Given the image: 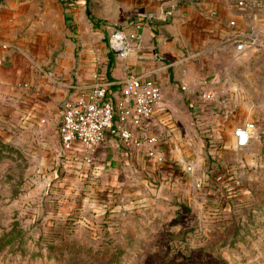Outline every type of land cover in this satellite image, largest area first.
<instances>
[{"label": "rangeland", "instance_id": "obj_1", "mask_svg": "<svg viewBox=\"0 0 264 264\" xmlns=\"http://www.w3.org/2000/svg\"><path fill=\"white\" fill-rule=\"evenodd\" d=\"M241 1L251 33L252 22L264 24V0ZM67 2L78 42L71 6L80 3ZM95 7L81 3L83 12ZM92 19L84 29L103 46L98 66H114L107 39L128 26ZM240 55L244 70L259 73L243 79L244 99L255 100L264 92V46L248 41ZM242 118L256 125L246 146L207 141L192 122L163 162L119 143L128 158L116 174L111 151L100 159L62 153L49 137L1 122L0 264H264V111Z\"/></svg>", "mask_w": 264, "mask_h": 264}, {"label": "crops", "instance_id": "obj_2", "mask_svg": "<svg viewBox=\"0 0 264 264\" xmlns=\"http://www.w3.org/2000/svg\"><path fill=\"white\" fill-rule=\"evenodd\" d=\"M92 1L96 4L92 20L101 17L107 23L124 25L137 18L142 24L138 50L125 57L114 54V66H98L96 49L103 46L98 47L84 29L89 14L81 11L83 0H76L79 7L71 6L81 37L78 42L70 35L67 0H0V123L4 126L33 129L61 146L62 101L90 88L98 71L103 76L110 74L109 95L114 101L122 97L129 74L146 72L159 79L164 108L150 121L147 133H159L158 148L164 155L192 122L207 131V141L228 145L235 142L234 128L244 122L243 110L264 111V92L258 90L255 100L246 93L244 99L243 79L257 78L259 73L244 70L240 53L246 47L236 46L240 38L254 48L264 46V24L252 22L256 26L249 33L240 3ZM134 22L128 26L131 34L136 32ZM117 138L110 136L98 144L94 156L100 159L111 151L114 174L121 160L128 158L127 151L117 148L119 143L134 149L139 158L148 156L146 147L127 146ZM68 153L85 156L81 146Z\"/></svg>", "mask_w": 264, "mask_h": 264}, {"label": "built area", "instance_id": "obj_3", "mask_svg": "<svg viewBox=\"0 0 264 264\" xmlns=\"http://www.w3.org/2000/svg\"><path fill=\"white\" fill-rule=\"evenodd\" d=\"M239 3L243 4L241 0ZM134 26L142 28L140 21L134 22ZM134 45L140 46L139 34L134 32L131 36L129 32L114 29L107 39V52L125 57L135 49ZM236 46L244 49L246 39L240 38ZM98 51L96 49L95 58L102 61ZM103 75L98 71L97 80L90 88L62 101L59 127L62 153L81 146L88 159L94 158L96 146L109 134L127 146L146 147L148 156L163 162L165 155L158 148L161 136L158 132L147 133L150 121L164 108V92L159 79L146 72L129 74L123 82L122 97L114 101L109 95L112 83ZM205 95L211 97L212 93ZM255 131L256 125L252 121L236 126L235 143L246 146ZM187 169H192V165L189 164Z\"/></svg>", "mask_w": 264, "mask_h": 264}, {"label": "trees", "instance_id": "obj_4", "mask_svg": "<svg viewBox=\"0 0 264 264\" xmlns=\"http://www.w3.org/2000/svg\"><path fill=\"white\" fill-rule=\"evenodd\" d=\"M88 14H89V16H90L91 18H93V17L91 16V11H90V10H88ZM67 19L70 20V19H71V16L68 15V16H67ZM137 20H138L137 18H133V19H131V20H128V22H127L126 24L122 25V26L127 27V26L131 25L134 21L136 22ZM110 53H111V52H110ZM111 54H113V53H111Z\"/></svg>", "mask_w": 264, "mask_h": 264}]
</instances>
